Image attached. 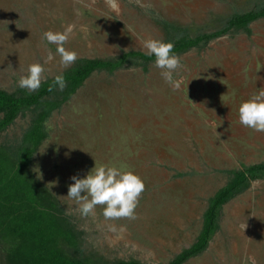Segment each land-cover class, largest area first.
<instances>
[{
    "label": "rangeland",
    "instance_id": "374dc122",
    "mask_svg": "<svg viewBox=\"0 0 264 264\" xmlns=\"http://www.w3.org/2000/svg\"><path fill=\"white\" fill-rule=\"evenodd\" d=\"M262 1L0 0V91L18 90L33 63L45 67V82L80 59L147 53L143 41L165 40L158 20L211 32L222 17ZM69 25L64 46L78 59L64 67L43 33ZM250 28L180 56L178 90L154 63L95 73L48 119L29 176L83 233L87 255L102 264H169L197 241L210 201L233 173L264 162V132L239 121L241 103L264 88V19ZM30 121L20 117L0 142L15 144ZM95 163L124 165L143 178L136 219H107L103 206L85 217L67 197L71 177H86ZM3 247L0 264H7ZM186 264H264V179L222 208L208 249Z\"/></svg>",
    "mask_w": 264,
    "mask_h": 264
},
{
    "label": "trees",
    "instance_id": "16d2710c",
    "mask_svg": "<svg viewBox=\"0 0 264 264\" xmlns=\"http://www.w3.org/2000/svg\"><path fill=\"white\" fill-rule=\"evenodd\" d=\"M264 19V0L255 8L222 17L211 32L193 33L189 28L167 20L157 23L165 42H173L174 54L182 56L211 42L234 34H250L251 25ZM154 56L130 51L111 59H80L62 73L66 87L61 91L55 78L43 82L34 92L19 88L0 91V137L20 117L31 121L21 138L12 145L0 142V242L7 264H102L87 255L83 233L79 232L56 200L46 196L29 176L38 148L48 138L46 122L84 86L95 73L114 74L125 68L147 69ZM61 75V74H60ZM52 91H49V88ZM264 179V162L234 172L230 183L210 201L197 241L169 264H186L202 255L219 229L222 208L245 193L252 182ZM115 264H142L118 261Z\"/></svg>",
    "mask_w": 264,
    "mask_h": 264
},
{
    "label": "clouds",
    "instance_id": "9594fccd",
    "mask_svg": "<svg viewBox=\"0 0 264 264\" xmlns=\"http://www.w3.org/2000/svg\"><path fill=\"white\" fill-rule=\"evenodd\" d=\"M72 32L73 26L69 25L64 31L49 30L43 33V38L48 43L57 45L56 51L64 67L71 66L78 59L77 52L64 46ZM143 47L147 49V55L155 57L154 67L161 70L164 80L172 85L173 90H178L183 81L175 80L173 74L182 68V64L181 57L173 52L174 43L149 38L143 41ZM45 71L41 63L31 64L27 73L20 77L18 86L30 92L38 90L44 80ZM54 83L61 91L66 87L62 74L55 77ZM49 91H52L51 87ZM238 111L239 121L243 126L256 132H264V88L242 102ZM71 179L74 183L69 185L67 197L76 201L82 216L95 215L97 206H103V215L107 219L137 218L136 209L146 185L143 178L133 169L124 165L95 163V167L86 177L73 176ZM246 228L247 224L244 231Z\"/></svg>",
    "mask_w": 264,
    "mask_h": 264
}]
</instances>
